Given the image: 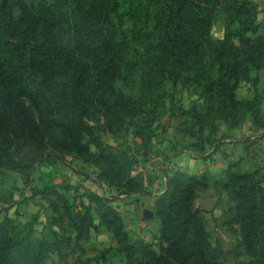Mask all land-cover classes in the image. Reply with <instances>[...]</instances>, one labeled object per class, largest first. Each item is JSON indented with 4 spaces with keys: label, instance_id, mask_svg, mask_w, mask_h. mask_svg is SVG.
Listing matches in <instances>:
<instances>
[{
    "label": "rangeland",
    "instance_id": "374dc122",
    "mask_svg": "<svg viewBox=\"0 0 264 264\" xmlns=\"http://www.w3.org/2000/svg\"><path fill=\"white\" fill-rule=\"evenodd\" d=\"M24 1L40 10L50 8L47 2L54 4ZM253 1L259 29L245 36L261 41L262 54L252 53L260 67L242 60V67L251 71L232 81L236 106L231 114H224L225 101L219 102L208 86L226 57L212 49L216 41H227L222 49L226 55L237 54L233 46L242 43L237 36H227L226 28L233 31L238 24H228L221 10L213 13L203 54L193 64L173 66L168 61L173 55L161 53L159 58L167 61L156 68L148 64L151 55L144 43L123 38L118 75L108 87L101 81L99 89L82 85L88 97L82 107L65 94L68 103L62 99L51 120L43 116L45 105L29 98L32 87L18 77L15 65L22 61L15 57L26 44L0 55V88L15 97V103L0 102V126L11 130L9 143L0 141V261L9 250L8 264H137L148 247L159 251L160 243L166 244L155 201L166 194L169 180L168 196L187 197L203 218L213 247L208 261L245 264L255 259L245 242V227L250 225L246 214L252 210L264 220V206L248 204L242 185L248 181L231 187L235 175L243 172L264 187V0ZM69 7L67 1L62 9ZM13 13L19 14L17 5ZM48 54L39 50L37 64ZM186 67L192 73H186ZM53 78L56 87L69 90V72H56ZM118 92L130 97L134 110L117 109ZM90 152L101 160L88 161ZM129 176L135 191L125 184ZM96 195L110 199L99 201L104 218L97 211ZM110 212L122 217L130 235L120 243L111 230L118 223ZM257 227L262 252L261 219Z\"/></svg>",
    "mask_w": 264,
    "mask_h": 264
},
{
    "label": "trees",
    "instance_id": "16d2710c",
    "mask_svg": "<svg viewBox=\"0 0 264 264\" xmlns=\"http://www.w3.org/2000/svg\"><path fill=\"white\" fill-rule=\"evenodd\" d=\"M12 1L0 0V55L18 48L17 45L22 42L26 44L23 52L15 57L17 62L22 61L15 65L20 71L18 77L32 87L29 98L41 101V106L45 105L43 116L49 120L53 119L52 115L60 109L57 108L60 101L63 99L68 103L66 97L70 95L76 99L77 105L83 106V102L88 98L85 88H82L85 83L99 89L98 82L101 81L104 88L108 87V82L113 80L112 76L118 75L117 64L123 53V38L129 37V43H144L151 55L148 64L156 68H161V64L167 61V58H159L161 53L173 55L171 60H168L173 66L182 62L185 65L193 64L203 54L205 43L208 41L206 39L210 36L213 13L218 10L224 13L228 24H238L233 31L229 30V26L226 28L227 36H237L242 42L239 47L233 46L237 54L231 53V48H228L231 55L224 53L222 49L227 41L223 39L217 40L212 48L217 50L218 56H226L225 62H219L217 77L208 79L209 90L216 93L215 97L219 102L226 103L228 109L226 108L224 114L233 113L236 106L235 84L232 81H237L241 72L248 77L251 71L242 67V60L250 63L254 69L260 67L252 53H257L258 56L262 54L261 41H253L245 36L246 33H255L259 29L255 22L257 6L253 0H54L51 6L49 2L46 3L51 8L46 10L29 6L24 0ZM67 1L71 7L63 10L62 7ZM15 5L19 7L17 16L13 13ZM112 18H116V21L113 22ZM245 44L247 45L243 46ZM5 45L7 48H3ZM39 50H47L49 54L46 59L40 58L37 64L36 53ZM4 59L12 60L9 57ZM184 71L192 73L187 67ZM56 72H69V90L62 85L55 86L53 76ZM13 94L0 88V102L15 103ZM117 99L115 102L119 104V111L134 110L129 96L118 92ZM222 118L229 123L228 116L224 115ZM10 133L11 130L0 126V141L9 143L6 137ZM13 140H17V136ZM76 145L86 147L81 143ZM16 148L17 151L20 149L19 146ZM91 158H95V162L101 160L92 152L88 161H91ZM241 180L248 181L242 185L244 196L251 208L264 206V187L257 185L261 184L260 181L251 179L250 172H243L235 175L232 180L233 190ZM134 181L130 176L125 179L130 191H135L132 188ZM171 188L169 180L166 194L161 198L160 195L157 196L155 201L156 215L166 244L160 243L159 251L148 247L145 253L142 252L145 259L137 264H217L206 258L213 247L199 210L187 201V197L179 199L173 195L168 196ZM259 190L263 191L261 196L257 195ZM96 197L97 211L101 215L99 216L104 218L105 214L99 210V201L110 202V199L98 195ZM162 200L165 204L160 203ZM237 205L243 208L245 203ZM166 208H169L168 212ZM110 214L118 223V226L111 230L120 243L130 235L125 230L122 217L115 212ZM246 215L250 219V225L244 226L245 242L255 259L245 264H261L264 260V250L259 251V239L256 238L255 232L259 229L257 223L260 219L263 222L264 220L252 210ZM141 242L145 247L148 246L147 242ZM135 245V242L130 244L133 248ZM261 247L264 248V245ZM9 256L10 251L7 250L0 264H8Z\"/></svg>",
    "mask_w": 264,
    "mask_h": 264
},
{
    "label": "crops",
    "instance_id": "0c3cea01",
    "mask_svg": "<svg viewBox=\"0 0 264 264\" xmlns=\"http://www.w3.org/2000/svg\"><path fill=\"white\" fill-rule=\"evenodd\" d=\"M160 192H162V191H160ZM155 198H156V196H155ZM153 214V213H152Z\"/></svg>",
    "mask_w": 264,
    "mask_h": 264
}]
</instances>
